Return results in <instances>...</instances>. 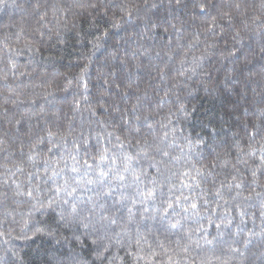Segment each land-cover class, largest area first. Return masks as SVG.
<instances>
[{"label":"trees","instance_id":"trees-1","mask_svg":"<svg viewBox=\"0 0 264 264\" xmlns=\"http://www.w3.org/2000/svg\"><path fill=\"white\" fill-rule=\"evenodd\" d=\"M258 25L264 0L0 3V264H264ZM144 147L154 197L97 186L57 210L65 176L95 178L84 161Z\"/></svg>","mask_w":264,"mask_h":264},{"label":"snow or ice","instance_id":"snow-or-ice-1","mask_svg":"<svg viewBox=\"0 0 264 264\" xmlns=\"http://www.w3.org/2000/svg\"><path fill=\"white\" fill-rule=\"evenodd\" d=\"M179 2V0H177ZM0 3H5L6 0H0ZM92 7H95V5H91ZM239 7V5H237ZM200 11L203 12L205 9V5L201 4L199 5ZM130 15V14H129ZM259 17H253V20H259ZM114 27H118V25H114ZM258 27H264V25H258ZM139 97H137V100L139 101ZM135 111V109H133ZM123 119V117H122ZM137 120H139V117H136ZM129 125V130H134L136 132L140 131L139 126H133L131 121H125ZM149 128H151V124L147 125ZM51 136V133H49ZM111 135V133H109ZM250 136L254 139L256 136V133H250ZM116 140L119 141L120 137L117 136ZM163 143V141L161 142ZM119 148L123 149L124 144L120 143L118 145ZM262 153H264V148L260 150ZM107 149H105V153H102L99 156V159L97 160L96 157H93V163H88V161L83 162V166L88 169V170H95L96 176L94 179H87L84 181V184L82 187H76L73 185V183L70 182L68 177H64L63 179V184L58 185L55 189L57 194L63 193V197L61 200V203L58 204L57 210L62 211L63 206H67L68 209H70L72 215L76 216L79 214L80 209L78 208V204H83V203H89L92 201V197L89 196L87 200L84 199L82 195L78 196L77 192H82V193H89V192H94L96 191L97 186H103L107 188V191L103 193L105 197L112 198L113 192L117 191L118 189H124L128 187H135L136 193L140 195H145L146 198L148 197H154L156 193V189H146L145 193L140 192V186L144 184V179L142 177H146L153 185L157 184V180L155 177L152 176H147L146 173H143L142 170L139 168V159L143 158L146 160H155L156 157L153 155L150 151L147 150V147L144 148H138L135 153L132 152H122L119 156L116 154H113L111 156L106 154ZM155 152L159 153L161 156V160L157 161L156 165H153L156 168L157 173H160L161 170L158 167L159 164L165 163L163 160L164 157H169V152L166 151L163 147L160 145H157L155 147ZM251 155L255 156L256 152L253 151ZM29 159H32L30 156ZM75 159V157H73ZM120 160L121 163L117 164V160ZM260 159L264 161V154L261 155ZM47 163V161H45ZM66 163V162H65ZM79 163V162H77ZM18 171H22V169H18ZM48 169H45V172H47ZM64 171V169H60L59 171L53 169L52 170V175L49 177L50 179L53 177L60 176L61 173ZM71 171L73 173H77L79 169L73 165L71 168ZM86 175L88 174L87 172L85 173ZM198 174L202 175V173L199 172ZM185 176L188 175V173H184ZM75 180L76 184H79V180H76L75 177L72 178ZM81 179H83V176H81ZM162 186V185H161ZM198 186V185H197ZM236 187H239L237 185ZM16 188L18 189L17 195L21 196H27L29 200L33 199V193L32 191H19L20 185L17 184ZM217 196H220V192L217 191L216 193ZM127 193L120 191V199L119 201H113L119 202L123 204V201L127 199ZM50 203V201H49ZM93 207H95V204H93ZM171 207V205H169ZM191 208L193 210H198V206L195 202L191 204ZM106 217H101L100 219L103 220ZM111 223H115V221H111ZM219 227V226H217ZM36 231L42 232V229H37ZM26 238V237H25ZM252 237L249 236V239L245 242V247H248V244L251 243ZM235 251H239V249H236ZM75 264V262H74Z\"/></svg>","mask_w":264,"mask_h":264}]
</instances>
